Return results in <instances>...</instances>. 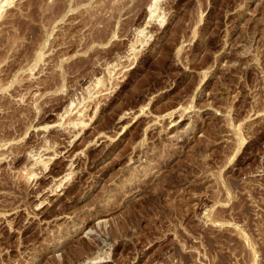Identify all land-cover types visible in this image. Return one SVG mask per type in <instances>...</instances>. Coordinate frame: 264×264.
Wrapping results in <instances>:
<instances>
[{"label":"rangeland","instance_id":"374dc122","mask_svg":"<svg viewBox=\"0 0 264 264\" xmlns=\"http://www.w3.org/2000/svg\"><path fill=\"white\" fill-rule=\"evenodd\" d=\"M0 264H264V0H0Z\"/></svg>","mask_w":264,"mask_h":264}]
</instances>
